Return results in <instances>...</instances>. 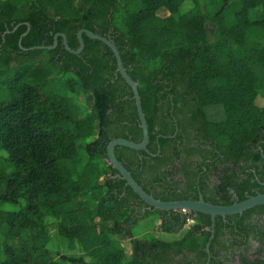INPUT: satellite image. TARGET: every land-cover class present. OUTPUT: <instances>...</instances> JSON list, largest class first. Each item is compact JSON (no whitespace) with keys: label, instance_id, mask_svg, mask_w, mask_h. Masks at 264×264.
Wrapping results in <instances>:
<instances>
[{"label":"trees","instance_id":"obj_1","mask_svg":"<svg viewBox=\"0 0 264 264\" xmlns=\"http://www.w3.org/2000/svg\"><path fill=\"white\" fill-rule=\"evenodd\" d=\"M259 6L264 0H0V204L19 205L0 208V264H228L235 255L264 264V204L217 215L209 254V214L155 210L109 163L112 139L139 142L143 133L107 44L83 33L79 54L62 36L52 49L19 45L28 27L25 48L65 33L76 50L82 28L114 42L149 129L147 149L117 145V158L156 198L228 205L264 193V12L250 16ZM155 213L162 231L182 237L131 238ZM53 219L73 252L49 249ZM117 234L131 238L130 261Z\"/></svg>","mask_w":264,"mask_h":264},{"label":"water","instance_id":"obj_2","mask_svg":"<svg viewBox=\"0 0 264 264\" xmlns=\"http://www.w3.org/2000/svg\"><path fill=\"white\" fill-rule=\"evenodd\" d=\"M20 24H17L14 28L17 29ZM29 25V24H28ZM30 30V27H28V30L23 33L20 36L19 39V45L24 49H34V48H55L58 44V38L59 36L63 37V42L67 50H69L72 53L79 54L83 50L85 43L83 39V33H86L90 38L98 39L107 44L114 52L116 60H117V70L120 71L123 78L126 80V82L131 86L132 91L134 93V98L136 101L137 111L140 119V126L142 128V140L139 142H135L133 140L118 137L112 139L107 146V156L109 163L118 170L121 177L126 181V184L129 185L134 192H136L139 197L150 207H153L155 210H176V211H189V212H201L205 214H209L211 217V235L209 237V240L206 244V249L208 253L210 254V243L214 236L215 231V223H216V216H226L230 214H236V213H242L243 211L250 209L254 206L264 204V193H258L252 196H249L248 198L242 200V201H235L232 204L228 205H221V204H214L208 201H205L202 196L198 200H192V199H182V200H173V201H165L159 198L154 197L153 195L147 193L144 188L135 180L131 172L123 165V163L117 158L115 153V147L117 145L125 146L131 149L141 150V149H147V145L149 143V129H148V123L143 111L142 107V100L141 96L138 90V82L135 81L127 72L126 67L123 64L120 52L116 46V44L112 41H110L105 36L95 33L92 30L82 28L78 32V39L80 42V46L78 49L74 50L71 49L68 45L67 36L65 33H57L54 37V44L50 46L46 45H40V46H34L30 48H25L22 45V39L24 35L28 33ZM10 30H6L5 33H9Z\"/></svg>","mask_w":264,"mask_h":264},{"label":"rangeland","instance_id":"obj_3","mask_svg":"<svg viewBox=\"0 0 264 264\" xmlns=\"http://www.w3.org/2000/svg\"><path fill=\"white\" fill-rule=\"evenodd\" d=\"M264 12L263 7L259 6L250 11V16L252 19L259 18ZM207 30L209 33V36L212 37L215 33V25L212 23L207 24ZM258 88L262 93H264V83H259ZM81 106H83L84 111L83 113H86L88 111L87 104L85 97L81 98L80 101H78ZM259 104L264 105V99L259 98L258 99ZM19 207L18 204L13 203H1L0 208L5 209H17ZM195 221L189 217L187 223L188 224H194ZM46 231L50 237L48 247L49 249L53 251H58L61 253H71L73 250L69 248L68 240L64 237H62L59 234V222L56 219H53V222L48 224L46 226ZM184 233V230L177 231V232H165L161 230V221L159 219V214L155 213L150 218H147L145 220H140L137 225H135L132 229V237L131 238H138V239H152L155 237H160L167 240L177 239L181 238ZM117 239L123 244L126 250V260L130 261L132 258V243L131 238L124 237L120 234L116 235ZM256 246L255 242H252L251 248L249 249L248 254H252L253 248ZM88 260H91L90 258H87ZM239 255L233 256L228 264H240L239 262Z\"/></svg>","mask_w":264,"mask_h":264},{"label":"flooded vegetation","instance_id":"obj_4","mask_svg":"<svg viewBox=\"0 0 264 264\" xmlns=\"http://www.w3.org/2000/svg\"><path fill=\"white\" fill-rule=\"evenodd\" d=\"M130 116H132V113H131V112H127V113H126V118H127V119H130ZM127 121H128V123H130L129 120H127ZM127 121H126V122H127ZM117 126H118L119 128H121L119 124H117ZM126 128H129V127H128V126H124V129H123V127H122V129H123V131H124V134L129 135V131H128V129H126ZM123 138H125V137H123Z\"/></svg>","mask_w":264,"mask_h":264},{"label":"built area","instance_id":"obj_5","mask_svg":"<svg viewBox=\"0 0 264 264\" xmlns=\"http://www.w3.org/2000/svg\"><path fill=\"white\" fill-rule=\"evenodd\" d=\"M182 212H185V213H186V212H189V211H184V210H182ZM191 219L194 221V219H193V218H191Z\"/></svg>","mask_w":264,"mask_h":264}]
</instances>
